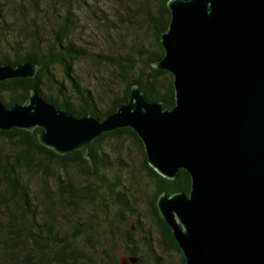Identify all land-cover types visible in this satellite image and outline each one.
I'll return each instance as SVG.
<instances>
[{
    "label": "water",
    "instance_id": "obj_1",
    "mask_svg": "<svg viewBox=\"0 0 264 264\" xmlns=\"http://www.w3.org/2000/svg\"><path fill=\"white\" fill-rule=\"evenodd\" d=\"M168 8L154 67L173 76L172 109L134 86L105 119L76 118L32 91L25 104L0 99V130L40 128L42 146L89 159L102 134L131 129L157 173L190 175L188 195L156 203L185 264H264V0H170ZM38 69L32 60L1 65L0 82L35 78Z\"/></svg>",
    "mask_w": 264,
    "mask_h": 264
},
{
    "label": "rangeland",
    "instance_id": "obj_2",
    "mask_svg": "<svg viewBox=\"0 0 264 264\" xmlns=\"http://www.w3.org/2000/svg\"><path fill=\"white\" fill-rule=\"evenodd\" d=\"M148 12L159 13V0H0V26L4 28L2 40L14 41L31 39L30 32L35 27L46 30L43 37L52 38L60 24L69 25L72 41L86 53L84 59L75 63V76L82 88L94 92L100 101L99 109L105 112L110 98L125 88V80L114 62L122 61L120 58L127 54L137 58L138 52L157 48ZM56 73L63 79L62 69ZM19 152V146L0 136V158L7 167L15 165V177L30 186L33 197V206L21 210L18 198L0 174V264L38 262L46 247L39 246L31 234H40L44 240L39 243L52 249V235H66L70 245L81 253L79 264H109L108 255L114 247L118 259L125 256L127 225L120 223L118 212L122 204L115 196L118 191L135 201L141 219L143 231L136 230L133 216L128 222L135 231L131 246L138 255L150 264H156L159 257L163 264H183V255L162 243L163 236L150 205L154 184L144 168L143 150L134 138H108L101 143L105 161L101 170L115 190L110 198L108 185L103 186L106 200L89 198L84 186L95 181L84 176L74 164L67 177L56 165H51L50 170L36 166L19 168L15 162ZM57 177L70 179L80 189L75 203L60 199L54 181Z\"/></svg>",
    "mask_w": 264,
    "mask_h": 264
},
{
    "label": "trees",
    "instance_id": "obj_3",
    "mask_svg": "<svg viewBox=\"0 0 264 264\" xmlns=\"http://www.w3.org/2000/svg\"><path fill=\"white\" fill-rule=\"evenodd\" d=\"M169 1L159 0V13L157 15L148 12L149 21L156 35V50L150 52L146 50L140 51L137 58H132L127 54L124 58H120L122 61L114 62L125 80V88H123L121 93L115 94L110 98V105L105 112L99 109L100 101L96 100L94 92L82 88L75 76V63L84 59L86 53L72 41L68 31L69 25L60 24L57 31L54 30L52 38L43 37L46 30L35 27L30 32L32 33L31 39H15L14 41L9 39L2 40L4 28L0 26V66L11 65L16 67L32 60L39 67L35 78H15L0 82V99L2 103L6 107L25 104L28 102L31 92L36 91L46 102L52 103L59 109H68L70 114L76 118H83L93 114L103 120L115 113L120 105L128 101L132 87L139 86L148 99L162 103L164 109H172L176 103L173 76L167 71L158 70L154 67V64L164 56L160 40L161 35L168 30L170 22ZM59 68L63 71V79L57 76L56 70ZM5 96H7L6 99ZM41 131L42 129L37 128L31 133L14 128L9 132L0 130V136L19 146L20 152L15 158L19 168L36 166L50 170L51 165H56L67 177L71 164L77 166L84 176L95 181L94 184L84 186L89 198L94 200H106V197L104 198L103 196L104 191H101L104 185H108V191L111 194L110 198L115 194L114 187L110 186V182H107L101 170L105 164L101 154V143L108 138L120 139L123 136L132 137L139 142L143 150L145 171L151 178L155 188L150 205L152 215L156 219L157 226L163 236L162 243L169 249L181 253L171 229L161 218L156 203L162 194H166L169 197L179 192L186 195L189 194L191 178L185 170H180L174 179H167L161 176L149 166L141 140L129 128H121L102 134L90 144L89 159L85 158L80 151L60 156L53 150L42 146L38 139V134ZM11 165L10 167L5 166L0 158L1 177H4L11 191L18 198V207L21 210H28L33 206L30 186L21 182L19 177H15L13 170L15 165ZM54 181L57 189L60 190V199L64 203H75L76 199L80 198V189L70 179L63 180V177H57ZM98 182L102 185L101 188ZM48 192V196L52 198L50 189H48ZM116 194L117 202L122 204V207H120L122 209L118 212L120 223L127 225V233L125 234L127 254L125 256L138 257L139 260L135 264H150L142 256H139L137 250L131 246L133 242L132 235L135 231L131 225H128L130 217L133 216L136 221V230H144L138 210L134 207L135 201L125 198L126 196L120 191L116 192ZM114 202L116 201L114 200ZM48 203L51 204L49 201ZM117 229L119 228L117 227ZM31 235L39 246L44 245L46 247L42 250L38 262L35 264H79L81 261L79 249L70 245V242L65 237L66 235L62 238H58L57 233L52 235L50 239L54 242V249L47 244L39 243L44 240L40 234ZM116 250V247L111 249L108 255L109 264H117L118 262L122 264L123 256L118 259ZM182 261L185 264L184 257H182ZM126 264L133 263L127 261ZM156 264H163L162 258L159 257Z\"/></svg>",
    "mask_w": 264,
    "mask_h": 264
}]
</instances>
